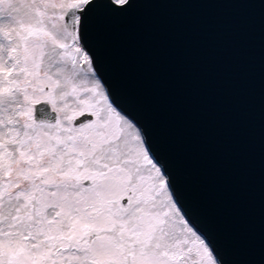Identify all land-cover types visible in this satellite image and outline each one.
I'll use <instances>...</instances> for the list:
<instances>
[{"label":"snow or ice","instance_id":"snow-or-ice-1","mask_svg":"<svg viewBox=\"0 0 264 264\" xmlns=\"http://www.w3.org/2000/svg\"><path fill=\"white\" fill-rule=\"evenodd\" d=\"M137 0H0V264H222L90 43Z\"/></svg>","mask_w":264,"mask_h":264},{"label":"water","instance_id":"water-1","mask_svg":"<svg viewBox=\"0 0 264 264\" xmlns=\"http://www.w3.org/2000/svg\"><path fill=\"white\" fill-rule=\"evenodd\" d=\"M90 43L222 264H264V0L101 6Z\"/></svg>","mask_w":264,"mask_h":264}]
</instances>
